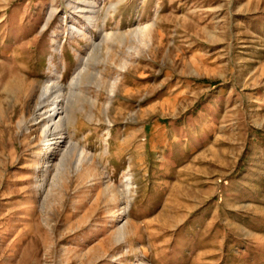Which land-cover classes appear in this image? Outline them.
Segmentation results:
<instances>
[{"label":"rangeland","instance_id":"1","mask_svg":"<svg viewBox=\"0 0 264 264\" xmlns=\"http://www.w3.org/2000/svg\"><path fill=\"white\" fill-rule=\"evenodd\" d=\"M0 264H264V0H0Z\"/></svg>","mask_w":264,"mask_h":264},{"label":"bare ground","instance_id":"2","mask_svg":"<svg viewBox=\"0 0 264 264\" xmlns=\"http://www.w3.org/2000/svg\"><path fill=\"white\" fill-rule=\"evenodd\" d=\"M84 18L86 19L88 23L91 21L90 17L84 16ZM83 36H84V31L80 30L79 37H83ZM77 59H78L79 64L77 65L75 73L73 77L71 78V81L69 82L67 86V89H70V87L78 81L81 75L85 73L84 72L86 68L85 59L80 58L79 55L77 56ZM59 79H60V76L56 77L54 80H51L44 87H42L38 95V100L36 103L34 120L35 121L38 120L39 123L43 124L42 134H44L46 137L48 133L50 132V130L60 129V127L64 126L65 124L66 115L62 111L63 109L61 108L60 102L65 101L66 93L64 94V89L60 85ZM61 114L64 115V118H61L60 116ZM57 117H58V120L57 121L55 120L56 122H54V119H56Z\"/></svg>","mask_w":264,"mask_h":264}]
</instances>
